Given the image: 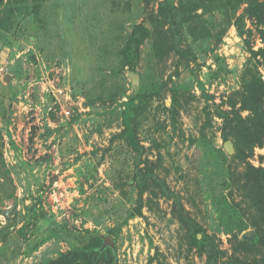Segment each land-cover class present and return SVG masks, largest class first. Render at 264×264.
Returning a JSON list of instances; mask_svg holds the SVG:
<instances>
[{
  "label": "rangeland",
  "instance_id": "374dc122",
  "mask_svg": "<svg viewBox=\"0 0 264 264\" xmlns=\"http://www.w3.org/2000/svg\"><path fill=\"white\" fill-rule=\"evenodd\" d=\"M160 2L28 0L22 14L1 12L0 264H49L101 235L116 239L115 264H149L154 257V264H207L190 249L171 200L146 194L142 214L131 218L139 199L134 154L120 137L131 72L147 94L139 130L144 161L217 237L227 252L221 264H264V245L240 249L255 229L242 194L230 195L228 174L245 166L225 151L214 110L227 109L230 95L254 77L264 79L253 55L264 47L259 26L248 16L242 30L236 26L245 4L235 15L215 11L202 21L210 40L182 28V46L195 62L174 53L159 60L148 39L131 69L122 51L136 26L157 19ZM262 157L264 147L256 148L250 162L264 167ZM224 191L246 215L245 230L219 208Z\"/></svg>",
  "mask_w": 264,
  "mask_h": 264
},
{
  "label": "trees",
  "instance_id": "16d2710c",
  "mask_svg": "<svg viewBox=\"0 0 264 264\" xmlns=\"http://www.w3.org/2000/svg\"><path fill=\"white\" fill-rule=\"evenodd\" d=\"M39 1L34 0L36 4ZM27 3L28 0H9V2L0 0V14L6 10V13L13 12L14 14L18 11L22 14L28 9ZM243 4L247 5L246 15L237 18L236 26L242 30V24L248 16L259 26L264 44V0H161L157 19L148 20L152 29H148L147 24L143 23L133 30L122 51L124 60L133 69L140 59L141 46L146 40L151 39L157 59L163 60L164 57L174 53L181 61L185 60L189 64L195 62L196 56L192 53V49L182 46V28L187 26L191 36L208 41L212 38V33L202 22L205 16L215 11L222 14H229L231 11L235 15ZM240 33L244 35L243 31ZM253 55L264 65V47L258 52H253ZM146 95L142 88L137 91L133 90L128 101L123 105L125 109L122 113L124 125L120 137L126 141L134 154L132 184L139 193L138 206L131 218L142 214L146 194L150 195L149 200L157 195L171 200L173 202L172 214L186 231L190 249H196L201 255H205L207 264H221L227 252L221 248L217 237L209 235L205 228L193 219L187 212L182 195L172 191L166 181L156 174L153 165L143 159L145 147L140 141L139 130L141 118L147 106ZM173 105L174 107L177 105L176 97ZM227 106V109H223L221 105H216L214 110L215 116L222 120L223 140L225 142L231 140L234 143L237 153L233 157L245 166L243 173L239 175L235 172L228 174V187L231 189V196L234 190L238 191L247 203L246 210L250 215L248 220L255 229L256 236L251 241H241L240 249L251 252L253 246L264 245V167H256L250 162L256 148L264 147V79L254 77L241 91L230 95ZM217 204L225 217L231 215L240 219L239 224L235 226L237 229L245 230L250 225L242 218L246 215L240 214L239 209L229 203L225 191L218 197ZM117 233L115 230L111 231L114 236ZM102 244V235L97 236L89 246L64 253L59 258L50 261L49 264H115V251L111 248L101 251ZM155 260L158 259L152 258L149 264H154ZM235 262L237 264H260L259 262L245 263L240 259H236Z\"/></svg>",
  "mask_w": 264,
  "mask_h": 264
},
{
  "label": "water",
  "instance_id": "95a60500",
  "mask_svg": "<svg viewBox=\"0 0 264 264\" xmlns=\"http://www.w3.org/2000/svg\"><path fill=\"white\" fill-rule=\"evenodd\" d=\"M148 29H151V25L147 24L146 25ZM129 78L131 79V83H132V88L133 90L137 91L140 88V75L135 73V72H131L129 73ZM5 81L10 84L11 83V77L7 76L5 78ZM224 149L225 151L230 155V156H234L236 155L237 151L236 148L234 146V143L229 140L227 142H225L224 144ZM256 234L254 231H248L247 233L244 234V239L247 241H251L255 238ZM202 236H200L201 238ZM102 239H103V244L101 247V251H104L107 248H111L112 250L115 251L116 249V240L110 236V235H102Z\"/></svg>",
  "mask_w": 264,
  "mask_h": 264
}]
</instances>
